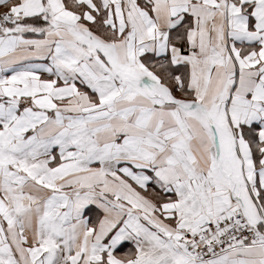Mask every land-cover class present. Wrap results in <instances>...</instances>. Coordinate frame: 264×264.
Returning a JSON list of instances; mask_svg holds the SVG:
<instances>
[{"label":"snow or ice","instance_id":"obj_1","mask_svg":"<svg viewBox=\"0 0 264 264\" xmlns=\"http://www.w3.org/2000/svg\"><path fill=\"white\" fill-rule=\"evenodd\" d=\"M0 264H264V0H0Z\"/></svg>","mask_w":264,"mask_h":264}]
</instances>
